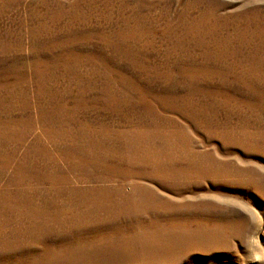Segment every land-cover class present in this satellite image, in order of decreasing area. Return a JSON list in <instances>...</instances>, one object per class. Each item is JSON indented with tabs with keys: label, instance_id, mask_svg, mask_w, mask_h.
Here are the masks:
<instances>
[{
	"label": "rangeland",
	"instance_id": "rangeland-1",
	"mask_svg": "<svg viewBox=\"0 0 264 264\" xmlns=\"http://www.w3.org/2000/svg\"><path fill=\"white\" fill-rule=\"evenodd\" d=\"M0 264H264V0H0Z\"/></svg>",
	"mask_w": 264,
	"mask_h": 264
}]
</instances>
